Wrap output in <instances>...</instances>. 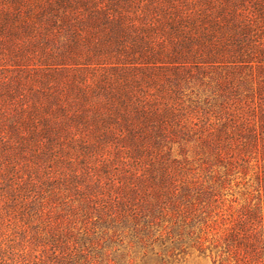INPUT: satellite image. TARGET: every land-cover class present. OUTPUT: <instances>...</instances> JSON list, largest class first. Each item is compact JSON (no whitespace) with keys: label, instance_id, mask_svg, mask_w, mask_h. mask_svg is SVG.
<instances>
[{"label":"trees","instance_id":"16d2710c","mask_svg":"<svg viewBox=\"0 0 264 264\" xmlns=\"http://www.w3.org/2000/svg\"><path fill=\"white\" fill-rule=\"evenodd\" d=\"M258 140L264 0H0V237L33 264L190 236Z\"/></svg>","mask_w":264,"mask_h":264},{"label":"rangeland","instance_id":"374dc122","mask_svg":"<svg viewBox=\"0 0 264 264\" xmlns=\"http://www.w3.org/2000/svg\"><path fill=\"white\" fill-rule=\"evenodd\" d=\"M190 145L186 157L196 166L199 161ZM214 168L210 164L204 171L205 179L214 174ZM224 177L216 200L197 206L201 219L191 226L193 234L165 246L155 244L152 250H144L123 237L121 242L105 247L113 261L104 260L102 264H264V143L258 140ZM3 229L14 236L11 241L5 235L0 237V258L6 251L4 264H33L37 258L49 255L40 245L25 242L27 238L20 228L11 225ZM197 240L200 245H196Z\"/></svg>","mask_w":264,"mask_h":264}]
</instances>
